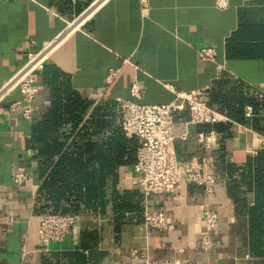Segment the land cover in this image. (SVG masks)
<instances>
[{"label": "crops", "instance_id": "crops-1", "mask_svg": "<svg viewBox=\"0 0 264 264\" xmlns=\"http://www.w3.org/2000/svg\"><path fill=\"white\" fill-rule=\"evenodd\" d=\"M204 47L216 50L214 60L199 58ZM34 56L43 57V66L35 71L37 110L28 121L21 110H10L21 98L19 89L6 88ZM110 69L117 73L109 81ZM53 70L93 101L77 130L99 105H113L121 122V100L167 104L177 92L208 88L210 105L229 120L194 124L188 112L178 113L177 156L214 160L213 151L224 147L230 162L242 164L264 147L259 142L264 135L253 128L254 119L262 124L264 118V0H222L221 5L216 0H149L146 10L141 0H0V264H133L142 262L141 255L179 264H264V255L251 252L248 216L236 212L225 178L215 169L211 191L181 184L172 193L150 196L147 206L170 219L165 232L149 233L144 223L118 231L110 202L102 212L78 215L65 240L44 249L39 238L43 215L35 211L42 177L29 139L32 123L51 104L46 77ZM133 83L142 91L140 99L131 97ZM238 100L245 102L241 115H235L244 121L228 112L239 107ZM212 131L219 144L208 150L198 135ZM21 173L26 179L17 182ZM134 174L135 165L121 172L118 189L138 188ZM204 209L219 214L210 254L198 249V238L207 231Z\"/></svg>", "mask_w": 264, "mask_h": 264}, {"label": "trees", "instance_id": "trees-1", "mask_svg": "<svg viewBox=\"0 0 264 264\" xmlns=\"http://www.w3.org/2000/svg\"><path fill=\"white\" fill-rule=\"evenodd\" d=\"M60 76L57 70L47 75L52 101L31 127L29 144L37 151L42 177L36 213L78 216L102 212L111 202L118 231L124 225L142 224L143 192L118 189L120 173L137 161L138 140L125 135L113 105L96 106L77 130L93 101L83 99ZM244 102L238 100L236 109L228 107L229 115L244 121L237 116ZM252 104L260 109L259 103ZM262 124L254 119L253 128L264 135V118ZM213 156L215 175L225 178L236 212L249 218L251 252L264 255V147L242 164L230 162L224 147L213 151Z\"/></svg>", "mask_w": 264, "mask_h": 264}, {"label": "built area", "instance_id": "built-area-1", "mask_svg": "<svg viewBox=\"0 0 264 264\" xmlns=\"http://www.w3.org/2000/svg\"><path fill=\"white\" fill-rule=\"evenodd\" d=\"M222 0H216L221 5ZM142 7H149V0H141ZM199 58L212 61L216 58V50L204 47L199 50ZM43 66V57L34 56L26 66L11 80L6 90L18 88L21 94L19 101L14 102L10 110L19 112L25 120L32 121L37 107L34 99L39 93L36 85L35 71ZM116 69H110L107 79L110 81L116 75ZM132 98L140 99L142 91L138 84L133 83L130 89ZM4 93L1 94L3 96ZM0 96V97H1ZM210 91L195 89L188 92H177L176 99L167 104H142L134 100H121V125L125 135L136 138L139 142L135 174L132 178L134 186L144 194L145 207L143 210L144 226L150 232H165L169 229L170 219L161 211L152 210L147 206L150 196L158 193H172L181 184H195L205 186L211 191L214 181V160L208 156L200 160H181L175 149V127L178 125L176 115L188 112L190 122L194 124H215L226 122V115L217 111L209 103ZM251 115V109L248 111ZM199 142L208 150L214 149L219 144L218 134L215 131L202 132L198 135ZM264 145V137L260 141ZM26 179L25 174H17L16 181ZM207 231L198 238L201 243L199 248L210 254V234L219 222L216 211L204 209ZM77 221L74 214H46L43 215L39 238L44 249L48 250L52 243H59L71 233ZM133 256L138 255V250H131ZM141 263L133 264H179L176 260L152 259L141 255Z\"/></svg>", "mask_w": 264, "mask_h": 264}]
</instances>
